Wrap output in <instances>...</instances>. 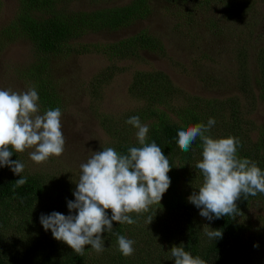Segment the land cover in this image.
Instances as JSON below:
<instances>
[{"label":"rangeland","instance_id":"rangeland-1","mask_svg":"<svg viewBox=\"0 0 264 264\" xmlns=\"http://www.w3.org/2000/svg\"><path fill=\"white\" fill-rule=\"evenodd\" d=\"M19 1L0 0V89L24 92L36 84L28 71L39 65L42 54L25 37L2 39L18 14ZM133 1L57 0L55 11L85 14ZM144 5L148 8L144 19L116 28L80 25L62 52L44 54L47 63L40 77L51 83L56 95L66 143L61 156L40 164L29 157L34 149L14 152V161L24 164L21 176L40 183L44 194L16 217L23 219L19 227L0 229V248L8 264H40L45 250L56 254L59 260L54 264H61L68 245L44 230L40 216L53 211L70 214L67 202L75 199L80 165L93 152L117 150L119 143L139 144L137 129L126 123L133 116L149 129L162 113L179 125L191 122L190 114L199 116L196 124L207 125L214 118L209 135L237 137L239 154L254 152L264 124V100L259 95L264 88V0H144ZM39 106L43 114L46 109ZM201 159L202 150H194L176 161V169L177 190L198 223L204 246L211 240L206 235L210 220L188 200L203 183L195 167ZM4 168L3 177H20ZM150 208L155 215L149 225L150 211L130 214L137 222L125 229L124 236L135 242V250L126 258L172 264L171 248L178 246L185 210ZM234 220L241 226L243 252L264 262V194L254 197ZM104 247L97 253L85 246L86 264H114V247L105 240Z\"/></svg>","mask_w":264,"mask_h":264},{"label":"clouds","instance_id":"clouds-1","mask_svg":"<svg viewBox=\"0 0 264 264\" xmlns=\"http://www.w3.org/2000/svg\"><path fill=\"white\" fill-rule=\"evenodd\" d=\"M39 96L35 87L24 92L0 89V167L7 166L20 176L17 187L27 183L21 176L24 164L13 161V152L29 153L30 159L44 163L50 157H59L65 148L62 132L61 109L46 110L40 114ZM126 123L137 129L139 147H129L127 154L113 147L93 152L86 163L80 165L81 174L73 191L74 201L67 202L69 215L53 211L41 214L40 223L45 231L51 230L53 238L66 243L75 253L83 255L85 246L97 252L105 250L102 234L111 233L113 221L119 224H135L132 213L137 216L148 212L154 203L160 205L163 194L170 186L168 173L171 165L168 156L155 141L147 143L149 127L138 116ZM215 119L182 127L177 144L187 152L194 141L202 142V159L195 165L203 176L202 186L188 200L200 209L199 214L208 219L235 216L239 209L236 201L241 196L264 194V171L257 163L238 156L239 138L228 136L213 138L209 135ZM111 211L109 217L108 211ZM153 217L147 218L148 225ZM118 250L125 257L134 253V241L119 233ZM210 239L222 237V231L206 232ZM254 247H258L254 244ZM171 255L175 264H207L199 256H193L181 246H173Z\"/></svg>","mask_w":264,"mask_h":264},{"label":"trees","instance_id":"trees-1","mask_svg":"<svg viewBox=\"0 0 264 264\" xmlns=\"http://www.w3.org/2000/svg\"><path fill=\"white\" fill-rule=\"evenodd\" d=\"M166 1L186 2L188 0ZM56 2L57 0H20L18 14L11 21V27L4 31L2 38L6 41L25 37L42 54V56H38L39 65L36 64V66L31 67L28 74L36 80V84H32V87H35L37 90L39 96L38 102L42 106V109L44 108L46 110L57 107V98L52 91L51 83L40 77L47 63L44 61V54L51 53L55 55L62 52L67 47L68 41L76 36L75 31L80 25H85L87 29L116 28L132 21L144 19L148 12V8L144 5V0H134L130 5L122 8L94 11L85 14L70 13V15H64L55 11ZM12 34L17 37H14ZM259 95L264 100V88H262ZM186 112L188 115L190 111L187 110ZM190 115L188 117L191 122L185 120L179 125L170 123L165 114L162 113L156 115V122L150 126L146 142L151 143L155 141L162 148L165 156H168L170 165L172 166L168 173L171 180L170 186L163 194L160 205L154 203L152 207L157 206L160 209L165 207L168 210L175 209L179 212L183 209L185 210V212L181 211L184 222L181 228L180 238L176 244L183 247L185 251L190 252L194 257L199 256L207 264H264L261 260L253 258V254L246 255L243 252L239 246L241 226L234 220L237 214L242 212L248 203L259 193L256 196L249 195L246 199L242 195L241 199L236 201L239 211L235 216H224L210 220L211 229L221 230L222 237L215 240L211 239L206 245H202L201 235L196 230L198 223H195V217L190 212V208L187 207L186 209L184 206L185 203L181 200V194L177 190L179 184L176 161H183V157L188 158L194 150H202V142L199 138L194 141L187 152L181 151L178 147V131L182 127L186 128L195 125V121L199 117ZM139 146V144L130 146L129 144L119 143L117 151L122 154H127L129 147ZM238 156L251 159L264 171V124L254 152L250 154L238 153ZM14 158L15 154L13 152L11 159L14 161ZM4 171L5 168L0 167V229L14 225L15 227H19L23 219L20 220L16 217L34 207L44 194V188L40 183L26 178L27 183L17 187L15 182L20 177L12 175L3 177ZM107 211L110 217L111 211ZM149 211L151 217L155 215V212L151 208ZM132 219L136 220L135 217H132ZM128 226L130 225L126 223L119 224L113 221L112 232H104L102 234L103 240L114 247V256L117 257L114 260V264H164V261L158 263L159 260H152V263H146L145 261L137 262L133 258H126L121 254L118 250L117 237L114 233H119L124 236L125 229ZM66 249L67 253L63 255L61 264L87 263L86 249L82 256L75 253L69 246ZM41 255L43 258L40 264H54L53 261L58 259L55 253L48 252L47 250L43 251ZM8 261L4 260L0 248V264H8ZM172 261V264H175V261Z\"/></svg>","mask_w":264,"mask_h":264}]
</instances>
